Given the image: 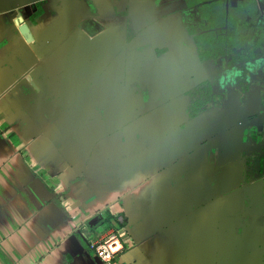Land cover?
Segmentation results:
<instances>
[{"label": "crops", "instance_id": "1", "mask_svg": "<svg viewBox=\"0 0 264 264\" xmlns=\"http://www.w3.org/2000/svg\"><path fill=\"white\" fill-rule=\"evenodd\" d=\"M193 1L0 0V264H264L258 92L191 107Z\"/></svg>", "mask_w": 264, "mask_h": 264}, {"label": "trees", "instance_id": "2", "mask_svg": "<svg viewBox=\"0 0 264 264\" xmlns=\"http://www.w3.org/2000/svg\"><path fill=\"white\" fill-rule=\"evenodd\" d=\"M224 2V1H223ZM222 2L220 3L219 0H211L209 3L203 4V8H198V12L212 14L213 12H221ZM261 11L258 10V7L253 2V8L248 6L246 3L242 1H236L235 5L231 7L230 5L226 6V10H223L226 14V19L221 21L220 23H216L214 21L210 22V19L204 21L205 24L200 27L203 34L205 35H215L217 40L211 39L208 44L207 49H204L203 46L199 47V56L202 66L205 68L204 61L206 60H215L216 57H224L225 63L227 65L233 64L241 59V56L247 52L246 48L244 47L245 43H248L250 38V48L256 47V49H260L264 53V3L263 1L260 2ZM243 31V33H242ZM200 33V34H202ZM198 45V44H197ZM244 45V46H243ZM217 46V47H216ZM260 46V47H258ZM198 48V47H197ZM203 48V51H202ZM213 55V56H212ZM206 75L208 76L209 73L205 70ZM230 77L229 75H227ZM224 80V79H223ZM226 81V80H225ZM206 86V88L204 87ZM201 84L197 87V89L201 90V95L197 96L196 101L192 103L193 108L196 110L200 109L201 104L207 102V94L209 93V85L207 83ZM226 85H229L226 82ZM224 86V85H223ZM228 86V87H229ZM204 88V89H202ZM224 89V88H223ZM238 90L243 93L247 90V87L240 86ZM196 91V88H195ZM198 93V92H197ZM206 94V97L204 96ZM203 107V106H202ZM262 135V142L263 146L259 152L255 155V160L253 165L251 166V170L248 173V169L246 167L245 174L248 177H259L264 173V133ZM246 137V136H245ZM256 138V137H255ZM255 141V139H254ZM252 171V172H251Z\"/></svg>", "mask_w": 264, "mask_h": 264}, {"label": "flooded vegetation", "instance_id": "3", "mask_svg": "<svg viewBox=\"0 0 264 264\" xmlns=\"http://www.w3.org/2000/svg\"><path fill=\"white\" fill-rule=\"evenodd\" d=\"M210 1L211 0H196L186 4V8L190 9L191 7H194L195 11L198 12L197 9L199 7L203 8L202 5L205 3H209ZM236 1H242L243 3H246L248 6H251L252 8L254 2V4L257 5L259 11H261L260 2L263 1L264 3V0H219L220 3L221 2L223 3L222 4L223 8L226 7L227 5L233 7ZM202 32L203 31L199 29V34ZM212 38L217 40V37L215 35H212ZM244 45L243 46L246 48L247 52L241 56V59H239L237 62H234L233 64L227 65L225 63L224 57L222 58L221 56L218 58L216 57L215 60L208 59L204 61L205 70L209 73V75L207 76L206 80L201 84L204 85L205 83H207L209 85V93L207 94V101L212 99L211 100L212 102H218V100H220L223 97V95H225L226 93H234L238 97L239 102L241 103L242 99L248 92L252 90H257L258 92L257 112H260L261 114V126L257 129L255 128L253 131L250 130L251 132L248 130L249 132H247L245 136H247L248 141H250L252 145H254L255 147L258 146L256 148L257 151L259 152L261 145L263 144L262 142L263 140L261 138L262 135L260 134V132L264 133V53L260 49H256L257 46L253 48L251 47V49L249 50L250 38L248 40V43H245ZM262 48L264 49V46H262ZM204 49H207V46H205ZM199 54L200 53L197 48L198 59H200ZM237 72L239 73V75H236ZM227 75H229L230 77H228ZM226 82L230 84V86L226 85ZM240 86L247 87V90L241 93L238 90ZM197 87H196V91L194 87L193 90L190 92L191 96L193 95V97H197L202 94L201 90L200 89L198 90ZM204 87L206 88L205 85ZM204 96L206 97V94H204ZM255 142L258 144H256ZM257 151L241 153V156L243 158V163L245 166V171H246V167L249 169L253 165V162L255 160V155L258 153Z\"/></svg>", "mask_w": 264, "mask_h": 264}, {"label": "built area", "instance_id": "4", "mask_svg": "<svg viewBox=\"0 0 264 264\" xmlns=\"http://www.w3.org/2000/svg\"><path fill=\"white\" fill-rule=\"evenodd\" d=\"M90 247L101 264H116L114 257L121 249V243L115 234L111 233L104 239L92 242Z\"/></svg>", "mask_w": 264, "mask_h": 264}, {"label": "clouds", "instance_id": "5", "mask_svg": "<svg viewBox=\"0 0 264 264\" xmlns=\"http://www.w3.org/2000/svg\"><path fill=\"white\" fill-rule=\"evenodd\" d=\"M236 75H239V73L237 72Z\"/></svg>", "mask_w": 264, "mask_h": 264}, {"label": "water", "instance_id": "6", "mask_svg": "<svg viewBox=\"0 0 264 264\" xmlns=\"http://www.w3.org/2000/svg\"><path fill=\"white\" fill-rule=\"evenodd\" d=\"M19 30H22V28H20Z\"/></svg>", "mask_w": 264, "mask_h": 264}]
</instances>
